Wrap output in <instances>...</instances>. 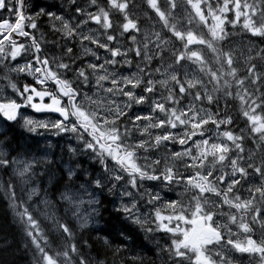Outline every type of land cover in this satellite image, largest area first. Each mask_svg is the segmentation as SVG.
I'll return each mask as SVG.
<instances>
[{
    "label": "snow or ice",
    "instance_id": "snow-or-ice-1",
    "mask_svg": "<svg viewBox=\"0 0 264 264\" xmlns=\"http://www.w3.org/2000/svg\"><path fill=\"white\" fill-rule=\"evenodd\" d=\"M133 7L0 0V80L12 92L0 98V190L20 243L31 264H144L126 257L140 247L138 230L162 264H236L235 253L264 264V47L255 43L264 44V0H142L151 30ZM238 33L248 40L243 69ZM45 134L68 141L59 157L55 144L28 142ZM85 196L91 212L81 210ZM98 197L130 230L92 241ZM4 239L0 253L13 247Z\"/></svg>",
    "mask_w": 264,
    "mask_h": 264
},
{
    "label": "trees",
    "instance_id": "trees-1",
    "mask_svg": "<svg viewBox=\"0 0 264 264\" xmlns=\"http://www.w3.org/2000/svg\"><path fill=\"white\" fill-rule=\"evenodd\" d=\"M59 0H38L40 3H46V4H56ZM249 2H252V0H249ZM181 16H183L181 11H178ZM184 23L186 24L187 21L185 20ZM43 28H47V25H43ZM47 35V32H46ZM49 35V34H48ZM246 38V36H243L242 34H237L233 41L234 43L238 39ZM233 43V44H234ZM257 47H264V44H260L259 42H255ZM50 48V46H48ZM53 50H56L53 48ZM237 59L238 53L236 52ZM244 57L240 59V64L238 65L241 69L244 68L243 64ZM257 63H260V69L264 71V61H257ZM6 85V81H3ZM23 83V81H21ZM7 87V86H6ZM8 88V87H7ZM10 89V88H8ZM234 102L229 101L230 108ZM221 106H223V101H221ZM232 114L236 116V123L233 125V127L239 131L241 128H245L246 125L243 121V118L238 116V104L236 105L235 109L232 110ZM2 120V118H0ZM21 133L22 130L17 126L14 130V134L16 136L17 140L21 139ZM29 134L23 133V136H28ZM30 144L33 145V147L36 146V143H39V147H44V142L39 136L33 137L32 140L28 141ZM246 149L248 147L255 148V145L252 144L251 140H248L245 145ZM57 156L61 154V150H59V145L55 148ZM83 163H88V166L91 164V161L82 159ZM0 176L3 177V180L6 181L8 179L7 175H4L3 173H0ZM18 192H19V185H18ZM246 196V195H245ZM100 199H103L104 203L100 206V215L96 217V220L94 223L90 224V228H96L100 231L94 232L91 235L92 241H95L97 236H103V235H110L113 238H115L116 233L120 229L130 230V226L127 222H125L123 215L120 213H117V211L113 208V205L111 203L110 197H98ZM57 203L56 211L58 215L63 216L65 214V209L67 207L66 204L63 202H59V196L58 194L55 197ZM77 232L79 233V229H77ZM133 237L136 241L137 245H140V247L133 246L132 252L126 253L127 256H131L135 253H138L140 256L144 258V264H162V261L158 256L156 255V251H158L155 248L154 242H149L144 238V234L140 231H133ZM21 231L19 228V225L15 222L13 219L12 213L8 206V201L4 198L2 190H0V247H3L5 244V237L7 238V242L13 243V247L6 253H0V260H5L6 264H31L32 261V254L29 251H25L22 244L20 243L21 240ZM156 238L160 239V237L157 235ZM50 239L53 241V246L55 247L57 244H59V239L56 236L55 233H50ZM15 241V242H14ZM98 249V246H95L91 252L90 256L95 261L96 257V251ZM143 249V250H142ZM250 259V258H249ZM250 260H254V258H251ZM238 259H236V263ZM109 264H111V257H109ZM139 264V262H137ZM240 264H253L249 263V260L243 259V261L240 262Z\"/></svg>",
    "mask_w": 264,
    "mask_h": 264
},
{
    "label": "rangeland",
    "instance_id": "rangeland-1",
    "mask_svg": "<svg viewBox=\"0 0 264 264\" xmlns=\"http://www.w3.org/2000/svg\"><path fill=\"white\" fill-rule=\"evenodd\" d=\"M59 2H60V0H59ZM132 2H133V4H134V7L132 8V11H133L134 13H136L137 16H139V21H141V22H139L140 25H141V28H142V29H148V30H151L152 25H153V21L149 20V19L144 15V13H143V11H142V9H141V7H140V5H141V3H142V0H132ZM162 2H163V0H162ZM179 9L183 12V7H182V6H181ZM44 24L47 25L46 19H45L44 21H42V24H41V30L47 32V28L45 29V28L42 27ZM37 35L39 36V33H37ZM54 38H55V37H53V36L51 35V38H47V39H48V40H52V39H54ZM247 43H248V40H247L246 38H242V39L237 40V41L233 44V47L236 49V52L238 53V57H239L238 61H239V64H240V59L244 57L243 55H241V52L244 51V52L246 53V49H244V48L242 47V45H246ZM49 46H50V48H51V45H49ZM52 51H56V50H53V49H52ZM101 51H102V50H101ZM239 64H238V65H239ZM258 65H259V67H260V63H258ZM259 67H258V70H259V71H263V70H261ZM11 95H12L11 89H8V88L5 86V84L2 82V80H0V98H2V97H4V96H11ZM33 115H36L38 118H42V117H40L39 114H33ZM46 139H47V142H48V143H52V144H54V142H55V138H54L52 135L47 136ZM66 142L68 143V141H66ZM71 143L74 144L75 141H72ZM42 148H43V147H42ZM85 161H86V160H85ZM84 165H85L86 167H88V163H86V164H84ZM244 195L247 196V193L245 192ZM168 196H170V197H172V198H178V197L176 196V193H174V192H170V193H168ZM83 199L85 200V203L81 206V210H82V211L91 212L92 209H91V207H89V205L87 204V197L85 196V197H83ZM117 207H119V201H117ZM141 211H142L143 213H147V212L150 211V208H149L148 206L144 205V204H141ZM234 230H235V229H234ZM157 235H158L159 237H162V236H163L165 239H167V237H166L165 234H163V233H160V234H157ZM256 237L259 238V231H257V233H256ZM156 239H158V238H156ZM162 242H163V241H162ZM156 252H157V251H156ZM234 255H235L236 259H238V261H237L238 263H236V264H240V262L243 261V259H245V260H249V263L258 264V258H255V259H254L255 262H254L253 260H250L252 257H250V256L247 255V254H243V255H241V254H239V253H235ZM249 258H250V259H249ZM165 260H166V257H165ZM186 264H187V262H186Z\"/></svg>",
    "mask_w": 264,
    "mask_h": 264
}]
</instances>
